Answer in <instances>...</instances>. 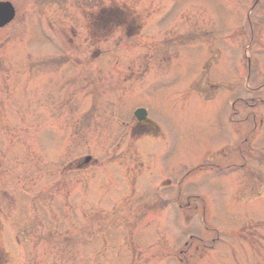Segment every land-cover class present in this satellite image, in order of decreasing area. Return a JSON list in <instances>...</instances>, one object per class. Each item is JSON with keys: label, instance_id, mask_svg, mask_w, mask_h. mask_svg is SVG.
<instances>
[{"label": "rangeland", "instance_id": "rangeland-1", "mask_svg": "<svg viewBox=\"0 0 264 264\" xmlns=\"http://www.w3.org/2000/svg\"><path fill=\"white\" fill-rule=\"evenodd\" d=\"M10 1L18 16L0 30V264L27 261L12 235L32 246L25 264H264V0H117L130 16L120 23L134 12L140 33L128 40L119 29L101 62L76 67L38 34L30 0ZM50 10L66 31L63 9ZM134 59L145 80L124 93ZM111 93L103 114L89 111ZM140 107L157 135L113 129L110 113L131 125ZM85 156L87 167L72 168Z\"/></svg>", "mask_w": 264, "mask_h": 264}, {"label": "flooded vegetation", "instance_id": "flooded-vegetation-1", "mask_svg": "<svg viewBox=\"0 0 264 264\" xmlns=\"http://www.w3.org/2000/svg\"><path fill=\"white\" fill-rule=\"evenodd\" d=\"M62 14L60 17L65 22L68 21V29L59 31L55 27L56 24L53 18L59 15V11L55 13V10L49 13V28L69 53L73 51L78 55L81 54V57L76 59L79 62L86 64L102 61L100 57L103 56V41L106 29L108 32L112 31L114 33L116 41L119 40V33L116 32L119 27V10L114 1H112V4L108 2L105 4L104 0H64ZM77 29H79V33ZM69 33L73 36L72 38L67 36ZM79 49H82L83 53H80Z\"/></svg>", "mask_w": 264, "mask_h": 264}, {"label": "water", "instance_id": "water-1", "mask_svg": "<svg viewBox=\"0 0 264 264\" xmlns=\"http://www.w3.org/2000/svg\"><path fill=\"white\" fill-rule=\"evenodd\" d=\"M14 16V11L9 4H0V25L8 23Z\"/></svg>", "mask_w": 264, "mask_h": 264}]
</instances>
